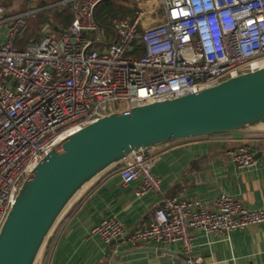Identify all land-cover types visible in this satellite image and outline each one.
Returning <instances> with one entry per match:
<instances>
[{
  "label": "built area",
  "instance_id": "1",
  "mask_svg": "<svg viewBox=\"0 0 264 264\" xmlns=\"http://www.w3.org/2000/svg\"><path fill=\"white\" fill-rule=\"evenodd\" d=\"M101 1H66L71 16L60 39L46 33L17 50L13 39L31 12L5 15L0 0L6 28L0 41V227L30 171L84 126L264 69V0H131L130 17L113 19L107 29L93 19ZM151 149L119 165L122 185L140 179L136 197L159 192ZM226 155L239 168L255 164L249 146ZM211 205L164 198L127 241L177 245L183 257L174 264H202L189 256L191 231L228 235L264 225V206L248 209L222 193ZM124 234L122 224L107 217L88 236L107 244Z\"/></svg>",
  "mask_w": 264,
  "mask_h": 264
},
{
  "label": "crops",
  "instance_id": "2",
  "mask_svg": "<svg viewBox=\"0 0 264 264\" xmlns=\"http://www.w3.org/2000/svg\"><path fill=\"white\" fill-rule=\"evenodd\" d=\"M66 1L2 0L8 15L31 12L23 33L41 35L59 33L68 25L71 13ZM132 8L126 7L131 14ZM39 12L41 25L40 18L35 16ZM0 33L3 38L6 28L0 26ZM243 146H249L255 159V164L249 168L237 167L226 155ZM150 153L155 159L150 172L159 180V192L136 197L134 191L140 179L122 185L118 176L120 166L116 171L109 170L62 214L54 227L55 239L45 264H174L183 257L177 245L149 242L131 246L127 241L136 225L147 221L164 198L197 199L206 209H211L214 199L222 193L248 209L264 206L262 132L178 140L156 146ZM107 217L122 224L124 236L128 234L126 239L104 244L97 237L88 236L89 231ZM191 237L189 256L199 257L202 264H264V225L235 230L228 235L195 230L191 231Z\"/></svg>",
  "mask_w": 264,
  "mask_h": 264
},
{
  "label": "water",
  "instance_id": "3",
  "mask_svg": "<svg viewBox=\"0 0 264 264\" xmlns=\"http://www.w3.org/2000/svg\"><path fill=\"white\" fill-rule=\"evenodd\" d=\"M240 132L264 133V69L196 94L96 119L58 142L21 183L0 227V264H36L49 233L70 204L132 153L178 140Z\"/></svg>",
  "mask_w": 264,
  "mask_h": 264
},
{
  "label": "rangeland",
  "instance_id": "4",
  "mask_svg": "<svg viewBox=\"0 0 264 264\" xmlns=\"http://www.w3.org/2000/svg\"><path fill=\"white\" fill-rule=\"evenodd\" d=\"M133 6V3L130 2V0H112V2L110 1V5L107 6L104 3H101L98 8L96 13L99 15H108L111 18H119L120 14L119 12H121L122 9L128 7L131 8ZM123 7V8H122ZM8 9V7H7ZM4 14L6 15V9L4 7ZM151 20H148L147 22H150ZM152 24V23H151ZM149 25V24H148ZM147 25V26H148ZM28 26V25H27ZM36 29V28H35ZM37 30V29H36ZM41 33H23L22 32V28L19 29L18 33L15 34V37L13 39V46L14 48H16L17 50H24L27 46H29L32 41L34 39H36L38 36H40ZM60 35L61 33H52V36L56 39L59 40L60 39ZM0 40L3 41V38L1 37ZM96 51H100L101 49H99L98 47L93 48ZM200 137H204V136H200ZM147 152V151H145ZM54 231L53 230L49 233L45 244L43 245V247L41 248L38 257L36 259V264L39 261V264H41L42 262V257L46 248V245L52 235Z\"/></svg>",
  "mask_w": 264,
  "mask_h": 264
},
{
  "label": "trees",
  "instance_id": "5",
  "mask_svg": "<svg viewBox=\"0 0 264 264\" xmlns=\"http://www.w3.org/2000/svg\"><path fill=\"white\" fill-rule=\"evenodd\" d=\"M112 2V1H111ZM101 3H104V4H106L107 6H109L110 5V1H105V0H102L101 2H99L97 5H96V7L94 8V10H93V19H94V21H95V23L99 26V27H102V28H104V29H107V27L109 26V24L111 23V21L113 20V19H116V18H111V17H109L108 15H99V14H97L96 13V11H97V8H98V6L101 4ZM69 5V4H68ZM37 8H40V7H38V6H36ZM65 7V6H64ZM123 8V7H122ZM119 13H121L120 14V17L119 18H122V17H124V16H126V15H129L130 16V14H131V11L130 10H128V9H126V8H124V9H122L121 10V12H119ZM37 15H38V17L40 18V25H41V12H39V13H35V16L37 17ZM119 168V166H115L114 168H112V170L111 171H116L117 169ZM55 231L56 230H54L53 231V233H52V235H51V237H50V239H49V241H48V243H47V245H46V248H45V251H44V254H43V259H42V262H41V264H45V262H46V258H47V254L49 253V251L51 250V248H52V244H53V241H54V239H55V237H54V235H55Z\"/></svg>",
  "mask_w": 264,
  "mask_h": 264
}]
</instances>
